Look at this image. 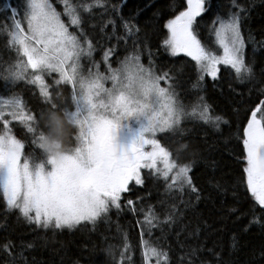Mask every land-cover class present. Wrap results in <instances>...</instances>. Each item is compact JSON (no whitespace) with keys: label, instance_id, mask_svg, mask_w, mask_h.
<instances>
[{"label":"snow or ice","instance_id":"obj_1","mask_svg":"<svg viewBox=\"0 0 264 264\" xmlns=\"http://www.w3.org/2000/svg\"><path fill=\"white\" fill-rule=\"evenodd\" d=\"M125 3L0 0V36L12 53L0 58V201L53 240L65 230L95 232L113 213L139 211L140 264H174L168 235L198 238L206 226L197 213L211 194L196 182L195 169L208 159L205 151L219 150L212 136L237 169L226 183L216 177L220 161L212 158L210 185L218 195L231 192L237 203L242 190L251 202L249 226L264 228V66L257 70L264 39L257 41L248 27L255 0H229L224 15L216 12L207 26L210 42L202 39L201 21L214 12L211 0H167V15L148 2L127 17ZM144 8H155L151 20L162 32L156 50L136 19ZM158 53L181 60L172 66L176 72L157 65ZM185 64L193 73L187 89L180 79ZM221 66L233 94L243 95L236 86L257 93L243 115L239 108L232 117L217 112L204 94L205 78L218 82ZM22 83L35 86V106L18 91ZM61 118L71 129L63 145ZM148 181L163 188L159 212L129 195ZM38 239L47 246V236ZM37 246V239L7 240L0 244L4 264H35L24 252ZM133 247L122 232L120 245L102 250L113 264H133ZM181 248L176 264H210L198 256L202 244ZM206 250L224 264L219 252Z\"/></svg>","mask_w":264,"mask_h":264},{"label":"trees","instance_id":"obj_2","mask_svg":"<svg viewBox=\"0 0 264 264\" xmlns=\"http://www.w3.org/2000/svg\"><path fill=\"white\" fill-rule=\"evenodd\" d=\"M148 2L154 4L155 8L162 9L164 14L167 15V9L165 8L167 0H126L122 7V14L126 17L134 15L138 8H143L145 3ZM211 2L214 12L212 14H204V19L201 21V36L205 42H210L207 26L210 24L211 19L216 12L224 15L229 7V0H211ZM56 3H59V0H56ZM155 8H144V11L136 17L142 29L148 32L150 45L153 50H156L158 42L162 38L159 26L154 25L151 20L152 12L155 11ZM99 11L97 10L98 13ZM95 19L98 20L99 15ZM0 20H2V17H0ZM248 27L252 30L257 41L264 39V2L262 0H255V6L248 20ZM93 36L98 39L99 32H93ZM250 48L251 45H249ZM118 51L122 52V49H118ZM11 55L12 53L5 48V38L0 36V58H2V61H7ZM97 56H99V52ZM183 59L185 61L188 60V58ZM156 62L157 65L163 63L164 67L171 68L173 72H176L177 69L172 66L176 65L178 67L181 64L179 58H170L161 53L157 54ZM145 63H147L146 60ZM262 66H264V56H258V72ZM192 76L191 65L185 64L183 75L180 76L184 89L189 88V77ZM220 77L221 79L218 82H213L210 77L205 78L206 91L204 94L208 102L212 104L217 112L226 116L232 117L234 108H239L241 115H243V110L256 100V91L253 90L251 95H249L247 87L236 86L243 95L233 94L228 89L231 78L225 72L224 66H221ZM34 90L35 86L23 83L18 86V91H21L24 98L33 106L37 103L35 97L31 94ZM65 92L67 95L66 89ZM224 131L227 134L229 129L225 128ZM16 134L18 137H23V132L19 128L16 129ZM210 142L215 143L219 150L205 151L204 156L208 159L201 161L195 169L196 182L205 189V194H211L210 199L202 200L197 213V219L206 226L202 228L198 238L185 240L183 235L179 239L175 235H168L167 244L171 246L173 262L176 264L183 255L181 244L187 243L193 246L202 244L203 248L198 253V256L200 259L209 261L210 264H215V259L206 249H214L219 252L224 264H264V228L256 224L249 226L251 202L245 197L242 190L240 192V200L237 203L233 200L231 192L218 195L210 185V180L213 176V170L210 167L212 158L220 161V168L215 172L216 177H225L226 183L228 182L227 177L234 175L237 169V165L224 154L219 138L212 136L210 137ZM199 143V140L194 141L195 145H199ZM148 193H151V195ZM162 193L163 188L159 183L148 181L144 186H137L136 191L129 195L133 200L136 199L137 195L144 197L139 203L143 204L145 210H147V205L152 204L155 206L156 211L159 212L161 208L157 201L161 198ZM231 208H237L239 211L236 214H232L228 211ZM141 218L139 211L135 214L124 211L119 214L117 219H114L108 225H102L95 232H90L88 229H80L73 232L65 230L63 233H57L53 240L50 231L45 232L44 230L34 229V226L29 225L22 217L18 219L15 210L6 212L3 202L0 201V244L11 240L14 244L19 245L21 241L29 242L37 239L38 246L33 250L24 252V256L29 261L34 260L35 264H76L77 261L79 264H113L111 257L102 249L106 248L109 243L120 245L121 233L123 232L127 233L131 244L134 246L132 252L133 264H140L141 252L138 247L140 227L136 221ZM246 226L247 230H245ZM118 228L120 231L117 230ZM155 235H159V233L157 232ZM44 236L48 237L49 242L46 247H41L39 246L40 240L38 238ZM233 237L237 241L236 247H232ZM4 260L5 255L0 251V264H4Z\"/></svg>","mask_w":264,"mask_h":264},{"label":"clouds","instance_id":"obj_3","mask_svg":"<svg viewBox=\"0 0 264 264\" xmlns=\"http://www.w3.org/2000/svg\"><path fill=\"white\" fill-rule=\"evenodd\" d=\"M70 131L71 129L68 123L65 120H63V118H61V130H60V134L58 135L57 139H59L62 142V145L64 142L67 141L68 134Z\"/></svg>","mask_w":264,"mask_h":264},{"label":"rangeland","instance_id":"obj_4","mask_svg":"<svg viewBox=\"0 0 264 264\" xmlns=\"http://www.w3.org/2000/svg\"><path fill=\"white\" fill-rule=\"evenodd\" d=\"M117 217H118V216H117L115 213H113V215H112V221H113L114 219H117ZM102 225H106V224L101 223V224L98 225L97 228L101 227ZM107 225H108V224H107Z\"/></svg>","mask_w":264,"mask_h":264},{"label":"bare ground","instance_id":"obj_5","mask_svg":"<svg viewBox=\"0 0 264 264\" xmlns=\"http://www.w3.org/2000/svg\"><path fill=\"white\" fill-rule=\"evenodd\" d=\"M64 94L66 95V92H65V90H64Z\"/></svg>","mask_w":264,"mask_h":264}]
</instances>
